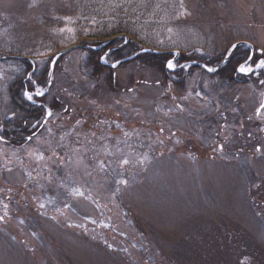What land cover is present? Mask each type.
<instances>
[{
    "label": "rangeland",
    "instance_id": "rangeland-1",
    "mask_svg": "<svg viewBox=\"0 0 264 264\" xmlns=\"http://www.w3.org/2000/svg\"><path fill=\"white\" fill-rule=\"evenodd\" d=\"M72 1L0 0V116L11 113L16 54L46 67L24 98L49 108L29 141L0 137V264H264V0H182L183 25L160 38L165 71L186 75L169 84L144 61L156 47L130 35L141 53L122 67L110 48L124 39L90 52L116 35L78 33ZM238 42L261 51L251 62L248 47L235 51L247 54L252 71H236L246 83L219 92L223 79L189 73L194 57L219 68ZM76 45L89 51L65 54L45 94L53 57ZM90 58L112 85L89 80Z\"/></svg>",
    "mask_w": 264,
    "mask_h": 264
},
{
    "label": "trees",
    "instance_id": "trees-1",
    "mask_svg": "<svg viewBox=\"0 0 264 264\" xmlns=\"http://www.w3.org/2000/svg\"><path fill=\"white\" fill-rule=\"evenodd\" d=\"M72 3V12L66 17L78 19L75 23L74 21L72 22L76 24L78 33H85L87 37H96L99 39L126 34L132 36L140 45L156 47L157 50L161 51H167L170 47L168 48L165 44L161 45L160 38L166 39L172 29L183 25L180 18L186 11L182 0H73ZM59 14L66 15L65 13H54V15ZM80 50L89 51V49L86 48H82ZM102 51L90 50V52L93 53H102ZM117 51L121 54L115 58V51H112L111 56L114 57L113 59L122 60L124 59V56L127 57L126 55L130 56L138 52L137 47L134 46L132 42L124 45ZM195 51L196 49L190 50L192 55H196ZM205 53L206 58H204V60L208 61L213 55L206 51ZM235 53L236 52H234V56L232 55L231 57L236 58ZM142 55H144V61H147L152 65L155 64L156 68L161 70L162 73L160 71L159 72L163 74V80L168 82V84L172 79V76L177 79L182 78L183 75L186 76L184 68H178L179 66H177L175 71H165L163 65L167 60H170L171 55L153 54L147 52ZM14 56V58L10 57L12 59L9 60V62H13L14 64L17 63L18 66H13V70L16 71L18 67L19 69H17L18 72L16 71V75L13 77V83L9 87V93L11 95V113L8 116H0V137H3L4 139H14L16 141L20 140L22 142H27L26 138L31 136L41 126L45 115L44 112L46 110L44 106L38 107L30 104L24 98V91L27 86L35 88L34 84H43L42 82L47 75V71L46 67L39 72L34 70L35 66L32 63L33 61H30L28 57L20 58L19 56L21 55L17 54ZM219 56L215 58H219ZM259 56L260 54L256 51L254 59H257ZM138 57H140V55H138ZM244 57H247V54H244L243 57L239 55L235 61H233L234 64L230 70L223 71L225 70L223 68L215 73H208L202 70L199 66L190 65L189 73L191 74L200 71L203 75H207L210 78L220 81L223 79L225 83L223 86H220L221 89H218V91L231 92L234 90L233 88L237 83L247 82L246 77L239 76L236 72L238 65L244 61ZM184 58L185 57L180 56L178 62L184 61ZM62 59L63 57L56 62L55 68H58ZM194 60L197 61L195 57ZM231 60L232 59L230 58L229 62H231ZM212 61L210 65H214L217 60H215L214 64ZM89 63L90 68L86 69L90 72V75L86 74V76L89 77L90 81L95 82V79H97L98 81H105L108 86L113 84V78H111L110 75L104 76L103 65L91 58L89 59ZM207 63H209V61ZM119 67L122 66L120 65ZM32 71H34L33 74L31 73ZM177 81L176 85L183 86L184 80L183 82L181 81L182 84H179L181 83L180 80ZM168 84L166 86H168V88L171 87V84ZM32 88L30 89L32 90ZM47 97L48 95L45 96L44 99ZM38 100L43 101L42 98H38ZM45 104L47 103L45 102ZM61 105H63V102L58 97H53L50 109L53 112H57Z\"/></svg>",
    "mask_w": 264,
    "mask_h": 264
},
{
    "label": "water",
    "instance_id": "water-1",
    "mask_svg": "<svg viewBox=\"0 0 264 264\" xmlns=\"http://www.w3.org/2000/svg\"><path fill=\"white\" fill-rule=\"evenodd\" d=\"M121 38H124L126 41H128L129 40V38L127 37V36H117V37H115L114 39H112L111 41H109V42H107V43H105V44H103L100 48H90V49H93V50H98V49H101V48H104L105 46H108V45H111L112 43H114L115 41H118V40H120ZM240 47H248V48H250V50L252 51V53H253V51H254V48H253V46L250 44V43H248V42H238V43H235L233 46H231V48H230V50H229V52H228V54H227V56L225 57V59H224V62L221 64V66L218 68V69H220V68H222V66L224 65V63L230 58V56L238 49V48H240ZM76 48H88V47H85V46H81V45H76V46H74V47H69V48H66V49H64L63 51H61V52H59V53H57L54 57H53V59H52V61H51V71H50V74H49V77H48V84H47V88H46V93L45 94H47L48 93V91H49V89H50V86H51V78H52V68L54 67V65H55V63L58 61V59H60L63 55H65L66 53H68L69 51H71V50H73V49H76ZM147 52H150V53H155V54H169L170 52H159V51H155V50H147ZM179 52L178 51H176V54H178ZM132 59V57L131 58H129V59H126V60H123V61H120V62H118L116 65H115V67H118L119 65H121L122 63H124V62H127V61H129V60H131ZM205 70H207L206 69V67H204V66H202ZM217 69V70H218Z\"/></svg>",
    "mask_w": 264,
    "mask_h": 264
},
{
    "label": "snow or ice",
    "instance_id": "snow-or-ice-1",
    "mask_svg": "<svg viewBox=\"0 0 264 264\" xmlns=\"http://www.w3.org/2000/svg\"><path fill=\"white\" fill-rule=\"evenodd\" d=\"M259 66H260V67H264V61H261L260 64H259ZM113 67H115V65H113ZM168 67H169V68H173L174 65H173L171 62H169ZM208 71H213V69L209 68ZM239 71H240V72H245V73H246V72H250V71H252V69H251L250 67H247L245 64H241L240 67H239ZM36 94H37V95H42L43 93L38 91ZM26 95H27V93H26ZM28 98L31 99V96H29ZM261 108H264V104L261 105ZM50 114H51V113H49V115H50ZM257 151H259V149H257ZM123 163L127 164L128 161L125 160V161H123ZM124 183H126V181H125ZM0 219H2V218H0Z\"/></svg>",
    "mask_w": 264,
    "mask_h": 264
},
{
    "label": "bare ground",
    "instance_id": "bare-ground-1",
    "mask_svg": "<svg viewBox=\"0 0 264 264\" xmlns=\"http://www.w3.org/2000/svg\"><path fill=\"white\" fill-rule=\"evenodd\" d=\"M246 64H247V62H246ZM184 80V79H183Z\"/></svg>",
    "mask_w": 264,
    "mask_h": 264
}]
</instances>
